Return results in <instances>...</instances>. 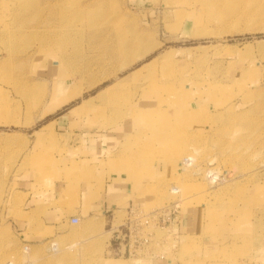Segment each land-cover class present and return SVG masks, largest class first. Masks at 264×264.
Wrapping results in <instances>:
<instances>
[{
    "label": "rangeland",
    "instance_id": "374dc122",
    "mask_svg": "<svg viewBox=\"0 0 264 264\" xmlns=\"http://www.w3.org/2000/svg\"><path fill=\"white\" fill-rule=\"evenodd\" d=\"M52 72L100 92V106L84 105L90 121L137 118L139 132L96 169L109 182L125 177L128 192L110 197L115 224L129 205L148 213L179 203L180 225L154 232L157 260L108 257L104 220L85 211L75 226L67 214L48 227L39 209L25 208L16 189L24 174L41 185L59 170L44 148L18 164L11 129L37 125ZM189 156L195 167L182 175L176 166ZM206 168L228 182L210 188ZM75 169L61 172L77 180ZM262 188L264 0H0V264L69 255L73 264H264Z\"/></svg>",
    "mask_w": 264,
    "mask_h": 264
},
{
    "label": "crops",
    "instance_id": "0c3cea01",
    "mask_svg": "<svg viewBox=\"0 0 264 264\" xmlns=\"http://www.w3.org/2000/svg\"><path fill=\"white\" fill-rule=\"evenodd\" d=\"M44 79L49 84L44 115L33 128L11 129V138H16L20 143L18 148L22 153L18 164L29 154L32 158L36 157L38 153L34 151L44 148L52 153L51 166H56L59 172L55 178L49 177L41 185L34 184V173L30 176L25 173L24 178L17 182L16 189L26 195L25 208L39 209L41 221L48 227H53L55 221L62 220L64 215L70 214L69 220L84 211L95 219L102 218L106 224V212L113 207L109 203L111 195L127 193L128 188L121 183L125 181L122 175H110L109 182L107 177H100L96 167L123 143L125 137L139 132L137 118L119 114L104 115L98 122L90 121L92 111L85 109L84 105L87 108L100 106V92L92 96L85 88L74 87L77 81L68 79L66 73L52 72L50 78ZM70 96L73 97L67 101ZM46 126L49 131H42ZM49 138L53 142L46 141ZM26 164L32 168L40 165L34 160ZM74 166L78 179L66 180L61 170H70ZM102 180L106 185L104 190L99 191Z\"/></svg>",
    "mask_w": 264,
    "mask_h": 264
},
{
    "label": "built area",
    "instance_id": "2783aa9c",
    "mask_svg": "<svg viewBox=\"0 0 264 264\" xmlns=\"http://www.w3.org/2000/svg\"><path fill=\"white\" fill-rule=\"evenodd\" d=\"M227 176L213 168H206L202 171L201 179L212 188L227 183L229 180ZM172 188L176 187L172 186ZM176 189L171 191L173 192L171 195H179ZM115 210L116 208L113 207L112 210L106 212L108 215L111 213V219H108L105 224V230L110 236L106 249L107 256L112 258L133 260L151 256L150 262L157 260L152 253L154 232L180 225L179 203H171L148 213L129 205L125 209V217L120 224H115L113 216ZM78 223V218L69 219V224L72 226Z\"/></svg>",
    "mask_w": 264,
    "mask_h": 264
},
{
    "label": "bare ground",
    "instance_id": "6f19581e",
    "mask_svg": "<svg viewBox=\"0 0 264 264\" xmlns=\"http://www.w3.org/2000/svg\"><path fill=\"white\" fill-rule=\"evenodd\" d=\"M70 92V91H69ZM71 97H73V96H70L68 99H67V101L68 100H70L71 99ZM66 101V102H67ZM81 106V105H80ZM167 108V107H166ZM150 112H152V111H150ZM184 120H186V119H184ZM167 124V123H166ZM169 125V124H168ZM47 127V126H46ZM42 130V129H41ZM42 131H49V127H47V128H44ZM40 135V134H39ZM169 140V139H168ZM178 153H179V151H177ZM193 157V156H192ZM191 156H189V157H185V158H180V161L178 162V164H177V169L178 170H180L181 172V174L182 175H184V174H186L187 172H190V169H193L194 167H195V159H193ZM176 179V178H175ZM187 185V184H186ZM185 184H181L180 185V187L179 188H171V190H170V193L172 194L173 192H171L172 190H174V189H176L177 190V193L178 192H181V188L183 189V190H185V189H187L188 188V186H186ZM205 186V185H204ZM140 188V187H139ZM261 194L264 196V189L262 188L261 190ZM260 193V192H259ZM164 196V195H163ZM140 197V196H139ZM26 248V247H25ZM24 249V248H23ZM26 252H28V248L27 249H24ZM50 251L52 252V253H54V254H57L58 253V249H57V244H55V243H52L51 245H50ZM28 254H29V252L26 254L25 253V255L27 256V257H25L26 259H29V256H30V254H29V256H28ZM72 259H71V256L69 255V256H62L61 258H59L58 260H57V264H73L72 262ZM7 264H14L13 263V261L12 262H10V263H7ZM111 264V263H110ZM112 264H118V262H112Z\"/></svg>",
    "mask_w": 264,
    "mask_h": 264
}]
</instances>
